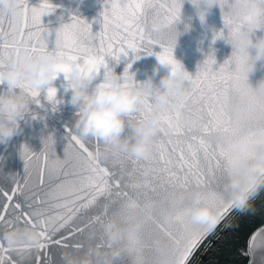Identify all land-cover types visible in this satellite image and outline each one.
<instances>
[{"label": "snow or ice", "instance_id": "snow-or-ice-1", "mask_svg": "<svg viewBox=\"0 0 264 264\" xmlns=\"http://www.w3.org/2000/svg\"><path fill=\"white\" fill-rule=\"evenodd\" d=\"M181 4L182 0H104L99 16L93 18L100 23L96 31L90 21L75 14L67 21L61 17L55 27L44 24L42 15L56 7L52 0H39L38 4L20 0L18 15L0 7V32L5 19L11 26L6 35H0V69L21 44L33 52H51L55 57L54 76L45 85L35 86L24 80L17 83L19 92L30 96L31 103L38 107L44 108L51 102L54 110L59 104L57 87L52 81L62 73L61 83L67 90L72 62L81 64L85 71L100 74L110 66L109 58L119 62L123 56L126 59L123 72L127 77L137 53L141 50L152 53L149 49L155 45H159V51L155 52L157 59L173 71H183L186 86L182 110L177 111L171 105L163 110L146 155L117 147L109 148V156L101 160L89 146L90 137H81L66 125L63 157L55 154V141L49 134L42 138L44 163H37L33 172L29 161L33 157L39 159V154H30L27 145H22L24 173L11 188L13 195L3 192L7 202H0V229L28 224L40 231L39 249L45 248V242L61 244L68 240L64 246L78 252L83 245L71 240L85 231V221L96 223L102 230L103 220L110 215L125 221L129 214L151 207L152 214L140 227L125 232L124 253L131 258L128 264H156L154 256L158 252L151 240L153 231L164 237L178 264H186L207 230L202 231L199 225L187 220L180 211L183 203L206 200L220 210L221 217L231 210L232 202L223 182L238 156L246 154L256 167L264 168L253 151L254 145L264 144V92L248 82L245 68L249 57L235 47L244 29H249L251 35L255 29L264 28V8L254 14L245 0H220L223 27L213 30L212 40L222 37L233 45L232 52L214 66L215 56L209 51L195 73H190L173 55ZM154 11L163 13L164 23L160 29L151 26L152 31L146 34L148 17ZM145 94V104L128 114L129 121L153 110L151 90L146 89ZM27 111L32 109L28 107ZM185 114L187 120L183 119ZM95 141L98 146L101 140ZM144 161L152 164L149 173L140 171ZM46 173L52 187L42 196L38 185H44ZM149 176L153 179H147ZM17 193L23 199H17ZM173 197L177 199L172 220L165 223L162 213ZM53 208L57 209L54 217L50 214ZM50 218L55 220L51 227ZM259 231L264 233V229ZM62 232L66 235H61ZM255 239L253 233L250 248ZM32 247L21 241L13 248L0 239V264H23L25 256L22 258L20 250ZM261 251L264 252V240ZM36 264H40L38 259Z\"/></svg>", "mask_w": 264, "mask_h": 264}, {"label": "clouds", "instance_id": "clouds-1", "mask_svg": "<svg viewBox=\"0 0 264 264\" xmlns=\"http://www.w3.org/2000/svg\"><path fill=\"white\" fill-rule=\"evenodd\" d=\"M197 13L205 15L218 0H191ZM249 11L256 14L264 8V0H245ZM0 6L13 15L20 11V0H0ZM151 26L160 29L157 16L151 19ZM151 27V28H152ZM14 30V29H11ZM235 47L249 57L245 72L254 70L255 62L264 58V34L255 39L244 29L235 41ZM254 49V53L251 51ZM161 66H167L157 59L151 73L146 74L143 81L135 78V71L125 76L123 70L118 72L114 66H108L97 79L94 71L83 70L81 64L72 62L68 70L70 96L68 102L75 106L74 132L81 137H94L103 141L105 149L117 147L143 156L151 148L153 134L159 127L163 110L171 105L177 111L182 110V101L186 95L185 76L183 71H173L169 67L166 72L159 73ZM56 70V60L51 52H33L21 44L8 58L6 66L0 69V82L5 84L0 89V142L6 141L18 130V124L27 112L30 99L16 91L20 80L35 86L45 85L52 80ZM264 92V77L258 79L255 86ZM146 89L151 90L154 108L141 118L129 121L128 114L140 109L146 102ZM170 93L174 95L170 96ZM255 158L264 164V144L254 145ZM99 156L104 152L97 150ZM264 186V168L256 167L246 154L238 156L235 165L223 182V189L229 196L232 205L243 211L252 196ZM164 209L162 216L165 223H170L173 215V203ZM180 211L193 225L207 230L213 228L220 219L221 212L206 200L193 199L183 203ZM152 214V208L131 213L125 221L114 215L106 217L102 222L105 246L95 243L96 229L91 228L86 234L83 251L75 253L64 250L60 253L59 264H114V259L122 255L126 248L124 240L127 229L140 227ZM55 223L49 219V227ZM9 247H15L21 241L33 247L26 250L39 249L41 234L38 228L25 224H13L5 227L0 234ZM152 243L158 255L154 256L156 264H178L174 254L169 252L165 239L159 235L152 237Z\"/></svg>", "mask_w": 264, "mask_h": 264}, {"label": "water", "instance_id": "water-1", "mask_svg": "<svg viewBox=\"0 0 264 264\" xmlns=\"http://www.w3.org/2000/svg\"><path fill=\"white\" fill-rule=\"evenodd\" d=\"M166 2H171V0H166ZM219 2L220 0H218V3ZM224 2H227V0H224ZM30 3L38 4L39 0H30ZM52 3L56 6L53 11L45 13L41 17L42 22L49 27L57 26L61 17L64 21H67L70 19L72 14H75L90 21L93 31L100 28L98 20L93 18L99 16L102 8L104 7V0H52ZM153 16H157L159 18L161 25L164 23L163 13H157L154 11L148 17L149 27L145 29L146 34L152 31L150 22ZM10 27L11 26L8 24L7 19H5L3 30L0 32V35H6L9 32ZM222 27L223 20L218 4H214L209 11L205 13L204 19L201 20L196 7L191 3V0H182L180 17L175 24V30L177 33L173 47V55L175 59H177L188 72L195 73L197 65L203 62L209 51H212L216 61L214 66H218L231 54L233 49V45L222 37H217L215 40H212L213 30L217 29V31H219ZM262 34H264V28H257L251 35L252 38L255 39L257 36ZM149 51L152 53L148 54L147 52L141 50L137 53L138 58L133 60L131 63L129 71H135V78L137 80L143 81L146 79V74H150L152 66L157 63L155 52L159 51V45L153 46V49H149ZM251 51L254 53V49H251ZM129 56H131V53H129ZM125 63L126 59L123 56L119 62H114L109 58V65L114 66L118 72L123 70ZM169 67L170 66H161L159 73H157L154 77V80L158 81L159 75L166 72ZM102 71L103 70H101L100 73H102ZM261 77H264V58L257 60L255 62L254 70L249 72L247 75L248 82L252 87L256 86L258 79ZM99 78L100 76L98 74L97 79ZM62 80L63 74L61 73L52 81V85L57 87V98L59 100V104L55 105V109H52L53 104L51 102H47V106L44 108L38 107L31 103V97L28 96L30 99L28 107L29 109H32V111H27L24 117L20 119L16 133H14L6 141L0 142V202H7L3 197L4 191H8L9 195H13L11 188L15 187L19 176H22L24 173V158L21 155L22 145H27L30 154L33 152L39 154V159L33 157L29 161L31 166L30 170H33V172L37 163L41 165L44 163L41 151L43 148L42 138L47 137L49 134L53 136L55 141V154L63 157V149L67 142L65 138V126H70L73 129L72 125L75 119V106L68 102L70 89H64L63 84L61 83ZM4 87L5 84L3 82L0 83V89H3ZM16 91H19V89H16ZM183 119H188L187 114L184 115ZM89 137V146L91 150L93 152H97V150L104 152L105 155L100 158L101 160L106 159L109 156V151L108 149H105L103 141H100L97 146L95 138L91 136ZM151 167V162L144 161L143 167L140 171L142 173H149L151 171ZM33 179L35 180V175ZM147 179H153V177L149 176ZM20 183H23V181L21 180ZM51 187L52 183L49 181L46 173L44 185H38L39 193L43 196L49 192ZM24 195H27V193ZM16 198L23 199L19 193L16 194ZM13 203H15V201H13ZM56 211L57 209L53 208L52 213L50 214L54 217ZM91 214L92 213H90V215ZM221 218L222 217L220 215V219ZM85 224L87 225L85 231L71 240L73 244L81 243L83 245L80 251L76 252L73 249L65 247L64 245L69 242L68 240L63 241L61 244H49L45 242L44 249H33L28 252L21 249L20 252L22 258L25 256L23 264H36V259L39 260L40 264H59L60 253L62 251L69 250L75 253L83 251L86 234L93 227L96 229L94 237L95 243L105 246L103 234H98L102 231L100 226L94 222L88 224L87 221H85ZM3 229L4 228L0 229V234H2ZM260 229H264V225L259 227L253 233L263 237L264 233H261L259 231ZM203 230L205 229L202 228V231ZM209 230L210 229H207V233ZM61 235L66 234L62 232ZM154 235L163 237L158 231H153L151 234V240ZM34 257L36 259H34ZM130 259V257L123 253L114 259V264H128Z\"/></svg>", "mask_w": 264, "mask_h": 264}, {"label": "rangeland", "instance_id": "rangeland-1", "mask_svg": "<svg viewBox=\"0 0 264 264\" xmlns=\"http://www.w3.org/2000/svg\"><path fill=\"white\" fill-rule=\"evenodd\" d=\"M263 215H264V194L262 196H258V193L256 191L255 194L250 199L246 211L242 215H240V218L244 222L243 232L245 233L246 227L251 223L252 220L260 219ZM229 235H231V232L228 233L225 236V238L227 239Z\"/></svg>", "mask_w": 264, "mask_h": 264}]
</instances>
